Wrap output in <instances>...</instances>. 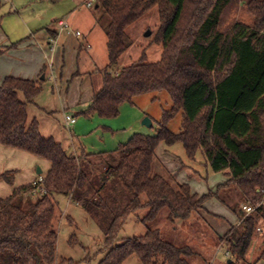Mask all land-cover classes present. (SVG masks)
<instances>
[{
  "label": "trees",
  "instance_id": "1",
  "mask_svg": "<svg viewBox=\"0 0 264 264\" xmlns=\"http://www.w3.org/2000/svg\"><path fill=\"white\" fill-rule=\"evenodd\" d=\"M217 1L95 0L93 5L106 17L108 63L101 88L80 115L112 119L121 105H132L135 97L147 93L164 91L172 101L153 135L135 133L114 150L88 153L80 148L69 154L52 137L40 134L36 120L28 121L27 108L45 79H3L0 144L50 167L42 182L0 198V264H55L56 196L68 197L100 227L107 251L98 264H123L132 255L141 264H190L197 254L193 247L166 240L158 228L116 245L114 241L133 212L143 209V223L164 220L176 230L177 223L200 220V212H207L203 204L211 198L229 207L239 221L218 238L229 253L228 264L245 259L258 227L264 230L263 209L249 216L242 211L245 204H257L264 189V0L245 3L250 24L235 21L225 31L220 17L232 0ZM153 8L160 59L114 69L131 44L127 29ZM179 113L181 129L174 133L167 124ZM161 143H181L188 159L200 151L204 166L225 173L228 180L204 195L192 194L187 184L157 172L155 150ZM12 174L0 178L10 183ZM259 258L264 261V247Z\"/></svg>",
  "mask_w": 264,
  "mask_h": 264
},
{
  "label": "crops",
  "instance_id": "2",
  "mask_svg": "<svg viewBox=\"0 0 264 264\" xmlns=\"http://www.w3.org/2000/svg\"><path fill=\"white\" fill-rule=\"evenodd\" d=\"M46 2L50 4L49 8L46 7L45 11L29 17V20L19 18V27L12 30V28H3L1 19L4 15L17 12L11 0H0V9L2 8L4 13L0 14L2 15L0 17V48L4 50L0 54V84L8 76L33 81L38 78L45 79L43 85H46L47 81L51 82L50 86H44L45 89L42 86V92L35 98L33 104L28 106V121L36 120L40 134L43 137H52L69 154H77L80 148L88 152V146L85 144L87 134L100 132L114 136L111 125L104 124L101 118L96 116L84 118L80 115L88 108L93 93L101 88L102 69L107 64L100 68L93 60L88 61L89 57H84V53L89 52L88 47L90 49V46L83 32L76 28L78 24L74 26L73 18L82 11L81 8L85 5V1L51 2L46 0ZM5 5H10L6 13ZM87 14L88 17H84L82 24L91 29L94 27L90 19L92 16H89L88 11ZM66 19L74 29L72 34H67L57 26L58 20L67 22ZM33 21L40 23L35 25ZM15 25L13 24L14 27ZM75 32H79L80 35L76 36ZM82 69L84 71L81 72ZM55 113L61 114L60 119L63 125L61 121L56 122ZM66 116L74 118L75 122L68 124L65 120ZM98 152L102 151L88 153ZM155 156L158 173L170 175L176 182L187 184L191 193L197 196L214 191L218 185L228 180L223 172L212 173L203 177L204 180L201 177L200 179L193 178L183 172L180 168V161L176 160V157L161 144L157 146ZM201 166L204 165L201 164ZM49 167L50 164L45 160L0 144V176L6 172H14L10 183L0 178V198H6L14 189L34 183L39 177H44ZM37 168L41 170L40 174L36 173ZM205 170H207L206 167ZM203 207H206L207 211L204 215L201 213L206 228L200 231L201 234L196 239L198 248L194 250L197 254L193 256L195 258H191L190 264H201V259L205 261L209 259L206 264H214L216 261L218 264H228L229 255L226 256L227 250L219 243L218 238L223 237L230 226L238 224L239 221L233 213H228L219 207L214 198L207 200ZM207 236L213 237L217 242L210 246L209 252L204 247ZM263 247L264 230L259 228L245 258L251 257V264H264V261L259 258ZM221 249L223 252L220 254Z\"/></svg>",
  "mask_w": 264,
  "mask_h": 264
},
{
  "label": "rangeland",
  "instance_id": "3",
  "mask_svg": "<svg viewBox=\"0 0 264 264\" xmlns=\"http://www.w3.org/2000/svg\"><path fill=\"white\" fill-rule=\"evenodd\" d=\"M11 1L13 3V8L17 13L14 14L15 12H11L10 15H4L2 17L3 19H1V24L3 28H12V30L19 27V18L29 20V17L45 11L44 9L46 7L49 8L50 6L46 0ZM247 1L248 0H232L228 6L222 10L223 12L220 17V28L222 30L225 31L228 29L235 21H242L247 24L251 23V17L245 8V3ZM222 2L223 0L217 1L219 5ZM9 6L5 5V13L9 10ZM81 10L82 11L75 15L73 21L75 24L74 26L78 24V27L76 28L83 32V36L86 37V41L89 43L88 46H90V49L88 47L89 52L86 54L84 53V57H89L87 58L88 61L89 59L90 61L93 60L98 67L102 68L108 63L107 40L103 30V23L106 22V17L102 16L100 11L97 10L94 5L90 8L84 5ZM87 11L89 12V16H92L90 19H92L94 27L91 29H88L87 26L82 24L84 23V17H88ZM0 14H4L2 8L0 9ZM2 15H0V17ZM9 22H11V24H9ZM39 23L40 22L35 21L33 24L36 25ZM67 23L69 29L73 33L74 29L71 27L68 20ZM13 24H16L15 27ZM158 25L159 21L156 8L151 9L147 14L133 23L126 31L131 44L127 51L119 58L114 69H121L122 67L138 62L141 59L146 63L157 62L160 59L162 52V46L154 41ZM24 30H26V28H24ZM82 71L84 70L82 69L81 72ZM46 85L50 86L51 82L47 81ZM46 85H43V88L44 86L46 87ZM133 102L132 105L128 103L121 105L117 117L109 120L100 119L104 124L111 125L112 130H114V136L111 137L110 133L100 132L92 133L91 135L87 134L88 137L86 138L85 144L88 146V152L114 150L119 144L127 142V140L135 133L153 135L158 128V123L161 121L163 113L170 110L172 106V101L169 95L164 91L137 96L133 99ZM60 115V113H55L54 119L57 123H60L61 121L62 124ZM145 118H149L151 121L149 127L143 124ZM181 122L182 116L179 113L168 122L167 128L171 132L178 133L181 129ZM65 133L67 134L66 131ZM161 146L169 150L172 155L176 157V160L180 161V168L183 172L188 173L193 178L200 179V177L203 178L213 173L208 168L205 170V166H201V164L204 165V162L200 151L197 152L194 159H188L181 143H175L170 147H166L161 143ZM55 198L58 202L55 222V228L57 231L55 264H61L63 260L70 261V263L64 264H98L107 251L102 248L105 236L100 227L86 215L81 207L75 205L68 197L56 196ZM231 198L236 199L235 197ZM214 200L224 211H228V213L232 214L229 207L218 201L216 198H214ZM205 208L206 207H204V209ZM145 212L146 211L143 209L138 210L127 217L124 225L116 236L114 241L115 245L119 244L124 239L144 235L149 228H158L166 240L176 244H188L192 246L193 249L198 248V242L196 239L201 234L200 231L206 228L205 223L203 222L204 212L201 211L200 220H195L191 225H188V223H177L176 230H171L169 227L170 225L164 223V220L158 224L143 223L141 219L145 215ZM206 239V246L204 247L205 250L209 252L211 248L210 246L217 242L210 236H207ZM222 252L223 249H221L220 254ZM191 258L195 257L192 256ZM191 258H189V263L192 262ZM208 260L205 261L204 259H201L200 261L201 264H206ZM251 261L252 258L247 257L237 264H250ZM123 264H141V262L135 255H132L127 258ZM214 264H218V262L216 261Z\"/></svg>",
  "mask_w": 264,
  "mask_h": 264
},
{
  "label": "built area",
  "instance_id": "4",
  "mask_svg": "<svg viewBox=\"0 0 264 264\" xmlns=\"http://www.w3.org/2000/svg\"><path fill=\"white\" fill-rule=\"evenodd\" d=\"M94 2H95V0H86L85 1V5L87 7H92ZM57 26L59 27L60 30L65 31L67 34L72 33L71 30L69 29L68 23L65 20H58L57 21ZM74 34L76 36L80 35L79 32H75ZM50 41H51V39H50ZM65 120H66V122L68 124H73L75 122V119L70 117V116H66ZM37 181L38 182H42V177H39ZM260 208L264 210V189L262 190V196H261L260 201L257 204H255V205H251V204L243 205L242 206V211L244 212V216H249V215H252L253 213H255L256 210L260 209ZM258 231H259V228H258ZM228 255H229V253L226 252V256H228Z\"/></svg>",
  "mask_w": 264,
  "mask_h": 264
},
{
  "label": "water",
  "instance_id": "5",
  "mask_svg": "<svg viewBox=\"0 0 264 264\" xmlns=\"http://www.w3.org/2000/svg\"><path fill=\"white\" fill-rule=\"evenodd\" d=\"M41 78H43V77H41ZM143 124L149 127V126L151 125V121H150V119H149V118H145V119L143 120ZM36 173H37V174H40V173H41V170H40L39 168H37V169H36ZM228 263H230V260H228Z\"/></svg>",
  "mask_w": 264,
  "mask_h": 264
}]
</instances>
